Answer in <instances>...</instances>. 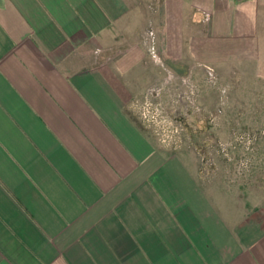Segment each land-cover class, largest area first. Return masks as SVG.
I'll use <instances>...</instances> for the list:
<instances>
[{
  "label": "crops",
  "instance_id": "1",
  "mask_svg": "<svg viewBox=\"0 0 264 264\" xmlns=\"http://www.w3.org/2000/svg\"><path fill=\"white\" fill-rule=\"evenodd\" d=\"M227 69L260 124L264 0H0V264H264V142L234 171L137 107Z\"/></svg>",
  "mask_w": 264,
  "mask_h": 264
},
{
  "label": "rangeland",
  "instance_id": "2",
  "mask_svg": "<svg viewBox=\"0 0 264 264\" xmlns=\"http://www.w3.org/2000/svg\"><path fill=\"white\" fill-rule=\"evenodd\" d=\"M154 60H160L159 56H155ZM225 71L227 74L223 77L209 71L206 77H197V81L190 79L188 74L187 77L182 75L179 87L170 83V78L165 82L169 85H165L164 90L159 88V93L152 92L142 98L137 107L161 141L170 144L194 142L204 158L225 153L233 159L230 167L236 171L237 157L243 154L253 156L251 147L246 148L252 145L254 139L264 142V133H256L258 128H262L260 124H264V117L259 118L258 124V118L251 115L254 107L261 108L252 100L256 90L253 81L239 80L233 70ZM261 104L264 107V102ZM243 112L245 116H242ZM245 183L246 189L251 188L254 192L264 190L262 184L260 187L253 186L255 182L251 179ZM260 216L264 218L263 212Z\"/></svg>",
  "mask_w": 264,
  "mask_h": 264
}]
</instances>
